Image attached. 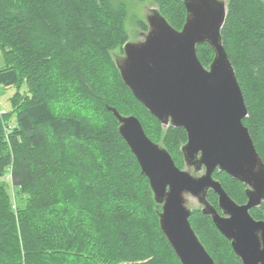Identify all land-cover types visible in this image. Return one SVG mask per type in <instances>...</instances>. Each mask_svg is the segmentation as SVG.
<instances>
[{
    "label": "trees",
    "instance_id": "trees-1",
    "mask_svg": "<svg viewBox=\"0 0 264 264\" xmlns=\"http://www.w3.org/2000/svg\"><path fill=\"white\" fill-rule=\"evenodd\" d=\"M144 2V0H136ZM175 30L181 0H151ZM127 9L113 0H0V264H180L161 232L148 180L118 134L108 107L136 117L145 135L183 169L186 132L162 126L123 84L112 53L128 41ZM142 32L143 20H136ZM223 48L233 67L247 128L264 164V0H226ZM208 68L211 48L196 47ZM213 178L237 204L246 186ZM206 200L218 213V197ZM264 219V204L249 211ZM189 223L215 264H241L212 220Z\"/></svg>",
    "mask_w": 264,
    "mask_h": 264
},
{
    "label": "water",
    "instance_id": "water-1",
    "mask_svg": "<svg viewBox=\"0 0 264 264\" xmlns=\"http://www.w3.org/2000/svg\"><path fill=\"white\" fill-rule=\"evenodd\" d=\"M181 1L186 10L181 30L173 29L155 8L144 18L143 40L127 41L123 55L112 58L134 98L162 126L186 132L183 169L145 135L136 117L107 109L148 180L153 201L160 207L159 228L180 264H215L190 226L186 196L197 200L201 213L230 242L241 264H264V219L256 221L249 214L264 204V164L243 125L247 109L222 45L226 2ZM202 44L213 51L208 68L196 56V47ZM185 168L204 172L196 177ZM215 171L246 186L245 204L229 198L213 178ZM208 191L217 195L220 213L207 202Z\"/></svg>",
    "mask_w": 264,
    "mask_h": 264
},
{
    "label": "rangeland",
    "instance_id": "rangeland-1",
    "mask_svg": "<svg viewBox=\"0 0 264 264\" xmlns=\"http://www.w3.org/2000/svg\"><path fill=\"white\" fill-rule=\"evenodd\" d=\"M123 1L126 9L127 16L125 18L124 27L129 36L128 41L132 43L140 42L144 38V34L136 25V20H143L146 16H148L154 9V5L151 0H144V2H137L136 0H113L114 3H118ZM226 2V0H223ZM123 55V52L120 53L118 50L112 53V57L114 59H119ZM3 64L2 57L0 55V67ZM13 88H8L3 90L0 88V108L1 110L9 109V97L13 94ZM185 170L189 171L193 176H200L203 174V170L194 172L192 168H185ZM186 200L188 201L187 206L192 208H201L198 204L197 200L192 198L191 196H186Z\"/></svg>",
    "mask_w": 264,
    "mask_h": 264
}]
</instances>
